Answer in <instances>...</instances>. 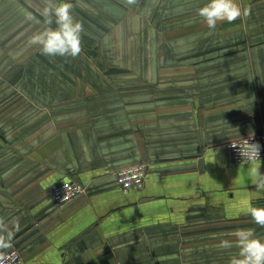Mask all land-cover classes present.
<instances>
[{"label":"crops","instance_id":"crops-1","mask_svg":"<svg viewBox=\"0 0 264 264\" xmlns=\"http://www.w3.org/2000/svg\"><path fill=\"white\" fill-rule=\"evenodd\" d=\"M68 2L82 25L96 24L90 11L102 0ZM207 2L171 7L205 26L196 11ZM237 2L240 18L183 37L189 44L171 45L175 56L147 67L146 80L113 83L128 86V98L122 90L97 99L0 94V218L19 223L11 243L19 264H229L238 229L264 241L248 214L264 207L253 184L264 160L235 162L224 146L264 130V0ZM40 8L41 0H0V58H19L47 26ZM55 104L65 108L42 107ZM140 162L143 188L121 190L116 171ZM67 179L85 190L59 204L51 188Z\"/></svg>","mask_w":264,"mask_h":264},{"label":"rangeland","instance_id":"rangeland-1","mask_svg":"<svg viewBox=\"0 0 264 264\" xmlns=\"http://www.w3.org/2000/svg\"><path fill=\"white\" fill-rule=\"evenodd\" d=\"M177 1L153 0L147 4L139 0L138 9H128L124 4L122 8H107L102 0L96 11H90L96 24L83 25L81 52L75 58L42 55L39 46L29 42L19 58H0V70H8L4 77L11 82L10 89L0 90V94L11 98L97 99L122 90L111 89L113 83L146 80L150 76L147 67L168 64L174 55L171 45L189 44L183 40H192L199 29L208 28L191 24L198 21L189 17L192 11L171 7ZM196 15V19L201 18L198 11ZM122 92L129 97L128 86ZM42 107L55 113L65 108L56 104Z\"/></svg>","mask_w":264,"mask_h":264},{"label":"clouds","instance_id":"clouds-1","mask_svg":"<svg viewBox=\"0 0 264 264\" xmlns=\"http://www.w3.org/2000/svg\"><path fill=\"white\" fill-rule=\"evenodd\" d=\"M136 0H128L134 4ZM73 5L68 0H41L40 16L47 27L31 37V43L38 45L45 56L75 58L81 52L82 23L72 15ZM243 14H247L245 11ZM198 15L209 29H214L218 22L232 23L242 15L237 0H208L198 9ZM54 25V26H53ZM251 156L259 160L261 146L248 143ZM215 163V155L211 161ZM253 184L257 191L264 192V172L260 167L253 169ZM248 214L253 222L264 227V207H249ZM20 230L17 220L6 222L0 218V250L11 247L15 233ZM237 254L231 257L229 264H264V241L255 237L250 229H238L234 233ZM229 241H223L221 247H232Z\"/></svg>","mask_w":264,"mask_h":264},{"label":"built area","instance_id":"built-area-1","mask_svg":"<svg viewBox=\"0 0 264 264\" xmlns=\"http://www.w3.org/2000/svg\"><path fill=\"white\" fill-rule=\"evenodd\" d=\"M248 143H259L261 146V156L259 160H264V130L247 137L231 140L225 143L235 162L255 161L250 158L251 152ZM147 174V165L137 163L116 171L115 177L121 190L137 189L144 186ZM85 190L84 184L76 180H61L56 182L51 188V198L53 201L62 204L67 203L81 195ZM21 255L15 247H10L0 255V264H19Z\"/></svg>","mask_w":264,"mask_h":264}]
</instances>
